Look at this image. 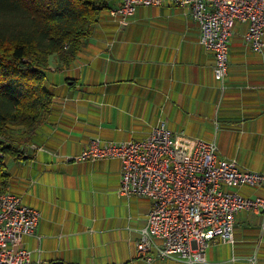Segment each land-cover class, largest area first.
I'll use <instances>...</instances> for the list:
<instances>
[{"label": "crops", "instance_id": "obj_1", "mask_svg": "<svg viewBox=\"0 0 264 264\" xmlns=\"http://www.w3.org/2000/svg\"><path fill=\"white\" fill-rule=\"evenodd\" d=\"M107 9L98 11L70 62L57 53L48 56L44 86L51 105L30 134L14 135L22 156L5 158L4 190L39 212L35 231L23 237L30 264H187L136 255L151 201L118 193V159L67 157L78 155L91 138H144L162 121L174 145L213 141L218 157L264 173V49H251L244 40L247 23L236 20L221 83L185 5H138L125 25ZM223 188L264 197V183ZM232 236L231 242L210 243L205 260L193 264H264L262 213L240 210Z\"/></svg>", "mask_w": 264, "mask_h": 264}, {"label": "built area", "instance_id": "obj_2", "mask_svg": "<svg viewBox=\"0 0 264 264\" xmlns=\"http://www.w3.org/2000/svg\"><path fill=\"white\" fill-rule=\"evenodd\" d=\"M165 0H118L107 10L125 25L138 5ZM185 5L199 25V40L214 57L213 73L224 82L229 36L236 20L245 21L244 40L264 49V0H171ZM74 160L116 158L120 162L118 193L151 201L139 230L136 255L145 261L176 258L187 264L205 260L215 241L231 242L235 215L252 209L264 217V197H243L223 188L264 183V173L241 170L235 160L218 157L211 141L195 139L189 147L174 145L164 122L154 124L141 139L114 142L91 138ZM39 212L10 191H0V264H30L23 237L32 234Z\"/></svg>", "mask_w": 264, "mask_h": 264}, {"label": "trees", "instance_id": "obj_3", "mask_svg": "<svg viewBox=\"0 0 264 264\" xmlns=\"http://www.w3.org/2000/svg\"><path fill=\"white\" fill-rule=\"evenodd\" d=\"M111 0H0V191L5 158H21L16 132L30 134L49 111L48 56L70 62Z\"/></svg>", "mask_w": 264, "mask_h": 264}]
</instances>
